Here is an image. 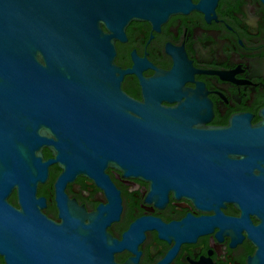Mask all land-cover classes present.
I'll use <instances>...</instances> for the list:
<instances>
[{"label":"flooded vegetation","instance_id":"1","mask_svg":"<svg viewBox=\"0 0 264 264\" xmlns=\"http://www.w3.org/2000/svg\"><path fill=\"white\" fill-rule=\"evenodd\" d=\"M114 46L121 96L184 112L175 120L203 135L215 174L224 154L246 160L247 149L225 150L220 137L249 138L264 127V0H191L164 20L131 21ZM98 101L95 114L123 134V106L108 109L105 92L93 94ZM43 154L56 159L49 148ZM176 184L116 157L50 164L37 190L44 264H264V188L241 199L208 189L186 195ZM9 201L20 208L16 192Z\"/></svg>","mask_w":264,"mask_h":264},{"label":"water","instance_id":"2","mask_svg":"<svg viewBox=\"0 0 264 264\" xmlns=\"http://www.w3.org/2000/svg\"><path fill=\"white\" fill-rule=\"evenodd\" d=\"M190 1L0 0V254L7 264H44L37 190L54 162L116 157L128 169L165 174L191 196L208 189L242 199L264 188V127L249 138L222 135L221 148L248 153L244 162L222 155L215 174L203 135L175 120L184 112L149 110L119 93L114 39L131 21L164 20ZM95 92L106 93L108 109L123 106V134L95 114L102 104H93ZM44 148L56 159L44 161ZM14 192L20 208L9 201Z\"/></svg>","mask_w":264,"mask_h":264}]
</instances>
